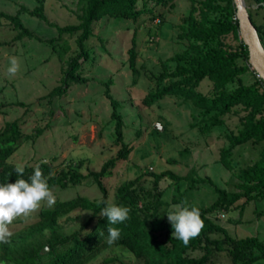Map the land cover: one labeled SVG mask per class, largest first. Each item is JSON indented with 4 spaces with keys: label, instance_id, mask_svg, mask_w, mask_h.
<instances>
[{
    "label": "rangeland",
    "instance_id": "374dc122",
    "mask_svg": "<svg viewBox=\"0 0 264 264\" xmlns=\"http://www.w3.org/2000/svg\"><path fill=\"white\" fill-rule=\"evenodd\" d=\"M251 8L254 0H245ZM39 2L44 3V13L53 24L31 15L28 10ZM151 12L142 13L136 20L126 17L104 15L93 24V35L86 41L90 58L81 66L85 82L71 83L61 96L44 97L54 86L61 83V75L66 60L76 51L77 33H63L58 37L57 25L76 21L79 10L77 0H0V11L16 13L30 28L34 36L13 39L18 29L4 17H0V102H8L5 113L0 112V127L6 120L23 117L22 129L32 133L21 140L20 145L8 158L16 164L33 163L39 158H57L67 162L72 158L83 157L81 171L98 169L102 162L115 154L120 143L115 142L114 122L111 120V105L104 94V81L111 77L110 91L121 102L124 124L123 139L133 144L127 158L117 161L109 175L102 178L107 187L109 198L114 199L116 187L128 178L145 172V183L151 186L152 178L148 171L171 168L185 174L194 168L197 175L210 177L217 185L228 190H237L238 178L235 171L259 156L263 141L247 140L232 148L234 168L228 169L219 161L222 146L229 142L224 136L226 131L236 129L237 115L228 113L222 125L214 126L209 132L202 131L192 122L202 121L208 113L195 107L190 101L178 95H165L147 105L143 96L157 84L156 75L162 70L161 61L175 52L187 48L189 40L180 36L179 24L188 12L190 0H173L171 5L155 4L147 0ZM219 12H210L211 16ZM257 22L264 21V10L254 11ZM160 18V21H159ZM55 37L53 41L50 38ZM136 41V68L134 73L128 67V48L132 38ZM13 39V40H12ZM12 40V41H11ZM228 45L236 39L231 33L223 37ZM11 41V42H10ZM215 40H211L210 44ZM19 62V71L9 78L7 69L10 58ZM173 67L174 61H166ZM250 69L254 70L250 66ZM254 72L247 70L241 74L244 82L253 80ZM164 78L162 82L167 81ZM210 92L211 81L203 78L196 87ZM24 101L27 106L15 104ZM36 128L43 131L37 136ZM140 129V133H137ZM173 157L175 161L169 159ZM161 196L168 204L160 207L158 215L177 205H206L217 196L214 186L201 182L197 187H189L186 181L178 183L163 177L158 182ZM177 187V188H176ZM56 199L84 194L100 198L101 192L90 177L80 183L65 187H50ZM173 197L178 201L173 202ZM240 199L239 201H241ZM47 206L44 203L41 207ZM87 209L75 208L59 218L61 229L69 232L78 228L89 216ZM218 221L235 235L255 234L264 238V198L252 199L242 206L226 212L215 213ZM38 219V211L29 217H21L10 225L14 235L12 245L23 243V238L31 241L28 227ZM25 232L22 239L16 235ZM44 251H48V248ZM106 257L115 261L104 262ZM135 257L119 245L103 250L86 264H135ZM214 264H231L227 252L219 251L213 256ZM0 264H15L0 259ZM253 264H264L259 259Z\"/></svg>",
    "mask_w": 264,
    "mask_h": 264
},
{
    "label": "trees",
    "instance_id": "16d2710c",
    "mask_svg": "<svg viewBox=\"0 0 264 264\" xmlns=\"http://www.w3.org/2000/svg\"><path fill=\"white\" fill-rule=\"evenodd\" d=\"M153 2L160 5L173 4V0ZM254 2V8L249 7L247 3L246 5L264 48V21L259 23L254 17V11L264 10V0ZM77 3L79 10L76 12V21L57 25V38L63 33H77L76 51L66 60L61 83L43 95L44 97L61 96L66 92V86L87 80L81 73L82 63L90 58L85 41L93 35V24L100 17L107 15L136 20L145 12H151L152 16H155L152 7L147 5V0H77ZM28 12L50 24L54 23L44 13L42 2ZM210 12L219 14L211 16ZM0 17H4L18 29L13 39L35 35L16 13L1 10ZM179 28L178 34L189 40L187 48L161 61L162 70L156 75L157 84L143 96L142 101L149 105L165 95H178L208 113L202 121L191 123L206 133L214 126L222 125L226 114L237 115L236 129L224 133L229 143L220 148L219 161L226 168L233 169L232 148L236 144L247 140L263 141L259 156L235 171L238 178L237 190H228L217 185L210 177L197 175L194 168H190L185 174H179L171 168L150 170L148 174L152 178L151 186L145 183L146 173L140 172L118 184L114 199L111 200L116 205L130 209L129 219L121 224L109 225L107 218L99 215L105 205L99 204L98 201L109 199L102 178L110 174L117 161L127 158L133 148L132 143L123 139L121 102L110 91L112 78L109 77L104 81V94L111 105L110 117L114 122L115 142L120 143L115 154L106 158L98 169H88L86 173L81 171L86 160L83 157L72 158L67 162H58L56 157L39 158L33 163L23 164V178L28 179L35 167L39 166L48 178L49 187H65L90 177L101 192L100 198L78 193L68 198L56 199L52 207H41L38 219L30 224L27 230L33 239L28 241L27 236L22 239L25 233L23 231L16 235L23 243L14 246L13 239L10 243H0V259L13 261L15 264H86L113 245L126 248L135 257V264H214L213 256L219 251L227 252L231 264H253L259 259H264V238L255 234L235 235L220 223L215 215L217 211L226 212L233 207L242 206L249 200L264 198L263 77H258L255 69H250L248 49L239 36L233 0H190L189 10L183 16ZM229 33L236 39L234 45H228L223 40ZM213 39L215 42L210 44ZM136 55V41L133 37L127 60L128 67L134 73L137 72ZM169 60L174 61L173 67L167 65L166 61ZM247 70L254 72L250 82H244L241 78V74ZM164 78L168 80L162 82ZM203 78L211 81L210 92L196 88ZM15 104L27 106V103L19 100L15 101ZM7 105L8 102H0L1 113H5L4 107ZM24 121L25 118L20 116L6 120L0 127V183H14L18 179L14 170L17 164L8 158L20 145L22 138L32 135L23 131ZM42 131L41 128H36L33 134L37 136ZM136 132L140 133V129ZM169 160L175 161L173 157ZM49 173L53 175L49 177ZM163 177H168L176 183L184 180L189 187L209 182L217 192L216 198L209 204L188 205L199 208L205 227L187 247L173 236L174 229L167 215H158L160 207L169 202L162 198L158 186ZM240 199L242 200L239 201ZM177 201V197H173V202ZM75 208L87 209L90 214L78 228L69 232L63 231L59 218ZM108 227L121 230L120 239L112 245L105 243ZM45 245L48 246V251L41 252ZM103 260L108 263L116 258L106 257Z\"/></svg>",
    "mask_w": 264,
    "mask_h": 264
},
{
    "label": "clouds",
    "instance_id": "9594fccd",
    "mask_svg": "<svg viewBox=\"0 0 264 264\" xmlns=\"http://www.w3.org/2000/svg\"><path fill=\"white\" fill-rule=\"evenodd\" d=\"M19 62L15 57L10 58L7 69L9 78L14 77L19 71ZM18 179L14 183H0V243H10L14 232L10 225L21 217H29L39 211L46 203L52 207L56 203V196L48 184L39 166H36L32 175L23 178L25 167L17 164L14 168ZM53 173H49L51 177ZM105 206L101 209L100 216L106 217L109 225L121 224L129 219L130 209L112 203L108 200L98 201ZM167 219L174 229L173 236L187 247L191 240L197 238L205 227L201 212L197 207L177 205L175 209L167 212ZM105 243L114 244L120 239L121 230L117 227L107 228ZM102 235V233H101Z\"/></svg>",
    "mask_w": 264,
    "mask_h": 264
},
{
    "label": "water",
    "instance_id": "95a60500",
    "mask_svg": "<svg viewBox=\"0 0 264 264\" xmlns=\"http://www.w3.org/2000/svg\"><path fill=\"white\" fill-rule=\"evenodd\" d=\"M233 2L239 36L248 49V61L264 78V48L259 40L256 26L249 15L245 0H233ZM47 248L48 246L45 245V249ZM41 250L44 251V248Z\"/></svg>",
    "mask_w": 264,
    "mask_h": 264
},
{
    "label": "built area",
    "instance_id": "2783aa9c",
    "mask_svg": "<svg viewBox=\"0 0 264 264\" xmlns=\"http://www.w3.org/2000/svg\"><path fill=\"white\" fill-rule=\"evenodd\" d=\"M251 67H253L252 65H250ZM253 69H255L254 67H253ZM256 70V69H255ZM254 70V71H255ZM256 73V75L259 77V76H261L257 71L255 72ZM262 86H263V88H264V78H263V80H262Z\"/></svg>",
    "mask_w": 264,
    "mask_h": 264
}]
</instances>
